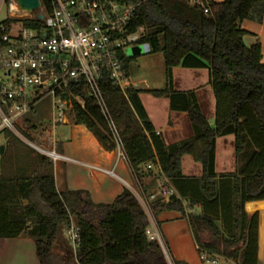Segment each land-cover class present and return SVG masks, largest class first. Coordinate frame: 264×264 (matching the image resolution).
Returning <instances> with one entry per match:
<instances>
[{
    "label": "trees",
    "instance_id": "1",
    "mask_svg": "<svg viewBox=\"0 0 264 264\" xmlns=\"http://www.w3.org/2000/svg\"><path fill=\"white\" fill-rule=\"evenodd\" d=\"M113 1L136 7L129 32L143 28L140 43L149 45L151 53H162L166 65L167 88L152 94L168 97L172 111L186 112L195 133L188 141L166 145L149 121L140 91L130 87L124 92L103 74L100 86L135 178L142 183L145 178L161 179L163 175L177 193L167 204L157 203L154 216L165 209L177 210L187 218L199 250L231 264H258L259 214L250 216L246 208L264 201V64L260 42L247 47L244 38L248 33L241 24L245 20L263 22L264 0H200V4L191 0ZM41 3L45 13H51V0ZM11 23L43 28L36 18H9L1 24ZM121 60L129 76L132 59L121 55ZM176 67L209 70L216 98L214 126L203 116L193 92L173 91ZM59 94L72 98L75 125L85 126L107 151L117 149L108 123L83 81ZM16 126L24 137L38 143L36 134L43 125L25 119ZM227 135L235 137L238 169L218 176L216 140ZM8 142L20 141L9 134ZM185 155L202 165L201 178L182 175ZM33 164L39 171L31 176L18 162L13 166V171L18 166L17 173L3 163L0 167V239H34L40 264H169L158 242L147 236V214L129 189L112 204H95L86 191L59 193L47 157L32 158ZM148 165L160 167L161 172L155 174ZM195 206H201V214H187ZM72 222L80 237L76 252L62 235ZM170 259L172 264H188Z\"/></svg>",
    "mask_w": 264,
    "mask_h": 264
},
{
    "label": "built area",
    "instance_id": "2",
    "mask_svg": "<svg viewBox=\"0 0 264 264\" xmlns=\"http://www.w3.org/2000/svg\"><path fill=\"white\" fill-rule=\"evenodd\" d=\"M200 4V0H191ZM52 11L46 14L41 30L18 27L19 23H0V134L9 131L21 137L33 150L53 162H76L58 154L55 150L42 148L26 139L16 128V123L37 113L39 103L51 97V127L66 124L72 113V98H64L63 92L71 84L84 82L88 96L99 106L117 144L119 156L127 161L117 127L109 112L100 81L103 74L126 91L131 87L121 55L126 57V49L140 44L145 53L151 49L141 44L144 29L130 33L129 28L136 7L113 0H51ZM43 8V6H42ZM13 16L23 13L26 19H38L40 11L28 15L20 11L16 4L10 5ZM44 10V9H43ZM208 14L209 9L204 8ZM78 99V98H77ZM149 170L160 171V167L148 165ZM115 176L112 171L102 170ZM144 210L153 214L154 206L167 204L177 196L168 179L162 175L161 185L156 192L143 195L132 191ZM147 236L156 240L169 264H172L168 249L159 229H147ZM66 238L76 252L80 237L76 224L65 228ZM204 264H220V257L208 255L199 250ZM228 264V263H223Z\"/></svg>",
    "mask_w": 264,
    "mask_h": 264
},
{
    "label": "crops",
    "instance_id": "3",
    "mask_svg": "<svg viewBox=\"0 0 264 264\" xmlns=\"http://www.w3.org/2000/svg\"><path fill=\"white\" fill-rule=\"evenodd\" d=\"M4 1L0 0V5L5 4L6 1ZM14 1L10 0L9 5L6 4L11 14L10 17L14 14L10 10V5L15 4ZM213 1L221 3L224 0ZM241 28L248 33L244 38L247 47H252L257 41L260 42L262 64H264V19L262 23L245 20L242 22ZM141 54L147 56L140 58L136 64L131 62L129 66L130 85L140 91L141 103L154 130L168 146L192 139L195 133L189 115L186 112L172 111L168 97H155L152 94L154 91H164L167 88L166 65L163 54L160 52L151 53V51L145 53L144 47ZM141 54L138 56H142ZM172 78L173 91L193 92L203 116L210 126H214L216 123V98L210 83L209 70L176 67L172 71ZM36 115H30L25 119L30 120V117L34 118ZM32 123L35 125L46 124L45 121L38 120ZM47 125H43L38 130L36 134L37 144L77 161V163L53 162L48 159L53 165L56 189L59 193L68 190L86 191L95 204H112L125 189H129L131 192L138 190L146 196L159 189L161 179L151 176L143 179L140 183L135 178L128 162L119 156V152L117 150L107 151L85 126L75 125L72 122V115L66 124L57 126V128H68L66 136L61 140H55L56 127L54 130L50 126L48 130ZM45 133L49 136V143L48 141L45 142L47 145L43 139ZM21 140L19 139L20 144L25 146L28 157L41 156L40 153L29 147L22 138ZM7 143L8 145L4 146L3 155L0 157L6 155L7 149L12 147L9 142ZM4 162L0 161V167L2 163L8 166ZM17 167L15 166L16 171L13 172L17 173ZM21 168L23 170L22 166H20ZM38 169V166L35 167V170L32 167L34 172L32 175L38 172ZM237 169L238 161L234 135L217 138L215 146L216 174L218 176L230 175L236 173ZM102 170L112 171L115 176H110ZM153 171L155 174L158 172L157 170ZM181 171L186 178H201L203 176L202 165L189 155L182 158ZM184 205L187 208L188 204L185 203ZM246 209L250 216L255 213L259 214L257 259L258 264H264V201L250 203ZM201 212V206H195L192 211H187V214L198 215ZM146 214L149 220L148 229H153V226L159 229L173 260L188 264H204L200 258L199 248L188 220L181 212L165 209L159 212L156 217L154 212L150 215L147 212ZM64 234L65 229L62 232L63 237ZM0 264H40L36 256L35 240L29 237L0 239Z\"/></svg>",
    "mask_w": 264,
    "mask_h": 264
},
{
    "label": "rangeland",
    "instance_id": "4",
    "mask_svg": "<svg viewBox=\"0 0 264 264\" xmlns=\"http://www.w3.org/2000/svg\"><path fill=\"white\" fill-rule=\"evenodd\" d=\"M6 1V0H5ZM4 1V2H5ZM9 5V4H7ZM5 4H2L0 5V22H2L3 20H6L7 18H9L11 16L10 12H9V9H8V6ZM13 17V18H12ZM10 18L12 19H17V20H24L26 19V16L23 14V13H17L15 16H12ZM23 25L21 23H19L18 27H22ZM140 48L141 51L143 50V47L140 45V44H134L132 46H129L125 53H126V57L127 58H131L133 63H137V61L142 58V57H146L147 55H142V56H133L132 54L135 52L136 49ZM136 59V60H135ZM135 61V62H134ZM131 64V63H130ZM3 78V73L0 71V79ZM51 103H52V98L51 97H45L43 98V100L39 103L38 105V108H37V115L36 117H30V120L32 122H36L37 120L38 121H45L47 125V129L49 130L50 129V125H51V119H52V115H51ZM72 115V113H71ZM70 115V116H71ZM46 124H40V125H44L46 126ZM17 127V126H16ZM51 129H53L51 127ZM57 129V132L55 133V140H61L64 138V136H66L67 132H68V128L67 127H56ZM54 128V130H56ZM11 135V138L14 140V139H20L21 138L19 136H17L16 134L14 133H11L9 131H5L3 133L0 134V148L2 146H7L8 145V135ZM48 134L45 133V135L43 136V139H45L44 143L46 141H48L49 143V139H48ZM22 141V140H21ZM47 145V143H45ZM25 146H22L20 144V142H15L12 147H10L9 149H7L6 151V156H5V162L8 164V167H9V171L12 172L14 170V165L18 162L20 164V166L23 167V171L26 169L25 173L28 174L29 176L32 175V173H34L32 171V167L34 166V164L32 165V158L28 157L27 156V152H26V148H24ZM40 147L44 148V146H41ZM3 159V157H0V161ZM34 168V167H33ZM35 170V168H34ZM197 213H199V210H197ZM64 239L67 240L66 238V235L64 234ZM169 253V251H168ZM170 255V253H169ZM228 263V264H231V262L229 261H226L224 260L223 258L220 257V264H223V263Z\"/></svg>",
    "mask_w": 264,
    "mask_h": 264
},
{
    "label": "water",
    "instance_id": "5",
    "mask_svg": "<svg viewBox=\"0 0 264 264\" xmlns=\"http://www.w3.org/2000/svg\"><path fill=\"white\" fill-rule=\"evenodd\" d=\"M14 3L16 4L17 8L20 11L27 13L28 15H32L34 12L40 11V13L38 14V19L41 21L45 19V13L42 8L41 0H15ZM140 54H141V49L138 48L135 50V52L132 55L135 57ZM77 100L82 106L85 105V102L82 99L78 98ZM3 152H4V146L0 148V156L3 155Z\"/></svg>",
    "mask_w": 264,
    "mask_h": 264
}]
</instances>
